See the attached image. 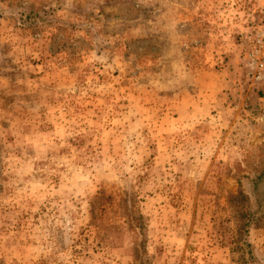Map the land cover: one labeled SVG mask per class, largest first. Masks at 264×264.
<instances>
[{"label": "rangeland", "instance_id": "374dc122", "mask_svg": "<svg viewBox=\"0 0 264 264\" xmlns=\"http://www.w3.org/2000/svg\"><path fill=\"white\" fill-rule=\"evenodd\" d=\"M263 7L0 0V264H264Z\"/></svg>", "mask_w": 264, "mask_h": 264}, {"label": "built area", "instance_id": "2783aa9c", "mask_svg": "<svg viewBox=\"0 0 264 264\" xmlns=\"http://www.w3.org/2000/svg\"><path fill=\"white\" fill-rule=\"evenodd\" d=\"M243 68L249 81H264V7L260 10V20L245 37Z\"/></svg>", "mask_w": 264, "mask_h": 264}, {"label": "crops", "instance_id": "0c3cea01", "mask_svg": "<svg viewBox=\"0 0 264 264\" xmlns=\"http://www.w3.org/2000/svg\"><path fill=\"white\" fill-rule=\"evenodd\" d=\"M64 223H65V221H64ZM60 229V228H59ZM78 230H81L82 228L81 227H78L77 228ZM59 231V230H58ZM74 242H72L71 244H70V247H72V246H75V247H77V248H80V247H82V246H84V245H82V244H73ZM73 244V245H72ZM84 252V251H83Z\"/></svg>", "mask_w": 264, "mask_h": 264}, {"label": "trees", "instance_id": "16d2710c", "mask_svg": "<svg viewBox=\"0 0 264 264\" xmlns=\"http://www.w3.org/2000/svg\"><path fill=\"white\" fill-rule=\"evenodd\" d=\"M263 178H264V175H262V176H257V177L255 178V180H254V179H253V180H254L255 183L258 184L259 181H260L261 179H263Z\"/></svg>", "mask_w": 264, "mask_h": 264}, {"label": "water", "instance_id": "95a60500", "mask_svg": "<svg viewBox=\"0 0 264 264\" xmlns=\"http://www.w3.org/2000/svg\"><path fill=\"white\" fill-rule=\"evenodd\" d=\"M261 122L263 123V125H264V118L263 119H261Z\"/></svg>", "mask_w": 264, "mask_h": 264}]
</instances>
